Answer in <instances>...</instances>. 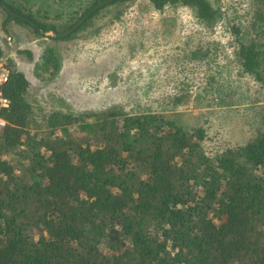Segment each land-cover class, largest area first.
<instances>
[{
	"label": "trees",
	"instance_id": "1",
	"mask_svg": "<svg viewBox=\"0 0 264 264\" xmlns=\"http://www.w3.org/2000/svg\"><path fill=\"white\" fill-rule=\"evenodd\" d=\"M105 1L89 0L62 29L13 3L0 0V8L4 27L13 22L36 37L65 33L87 17L67 37H48L64 41L85 30ZM144 1L157 13L187 8L199 35L220 19L209 0ZM242 18L247 25L231 27V47L189 46L190 35L181 53L145 64L150 80L138 89L158 99L138 98L127 109L44 112L0 47L10 72L2 87L9 104L0 112V264H264V102L253 113L252 137L220 153L205 147L206 129L188 128L179 112L190 101L228 111L264 91V0H248ZM163 33L167 40L176 31L170 24ZM125 49L137 50L132 42ZM192 62L214 72L199 79L204 86L192 91L188 76L169 84V68L182 74ZM50 68L58 71V59L45 49L35 69Z\"/></svg>",
	"mask_w": 264,
	"mask_h": 264
},
{
	"label": "rangeland",
	"instance_id": "2",
	"mask_svg": "<svg viewBox=\"0 0 264 264\" xmlns=\"http://www.w3.org/2000/svg\"><path fill=\"white\" fill-rule=\"evenodd\" d=\"M4 1L15 4L26 13L45 17L48 23L62 29L76 21L74 19L78 18L89 0ZM209 1L220 13V19L211 33L199 35L190 10L181 5L167 6L161 13H157L148 7L145 8L146 1L140 0L130 5L107 4L85 30L64 41L48 38L54 37L51 32L46 33L45 37H36L29 28L13 22H8L4 27L7 16L0 8V47L6 55L5 61H13L15 67L24 74L32 101L35 100L34 104L44 112L60 107L64 111L78 114L104 111L121 104L127 109L138 98L143 99L142 104L158 99L157 93L143 98L138 89V86L148 85L150 80L145 64L150 65L162 56L181 53L178 48L182 47L184 38L192 35L189 46L196 43L204 46L209 40L218 43L220 48L231 47L234 42L231 27L247 25L242 17L248 0ZM170 24L174 26L176 34L165 40L166 37L163 36L167 35H164L163 31ZM130 42L136 45L137 50L127 52L125 48ZM45 49H54L59 68L57 72L50 68L46 74L41 75L35 66ZM215 51L216 49L209 54L212 56ZM194 63L195 66L193 62L185 65L182 74H177L180 68L176 70L177 73L174 68H169L166 71L170 76L169 84L172 85L170 79L182 81L188 76L193 79L188 82L193 84L192 91L196 90V86H204L203 81L199 79L207 72L206 68L197 62ZM211 69L214 70L212 67ZM134 72L139 77L135 75L129 78ZM160 73H163V70ZM207 73L214 74L212 71ZM155 84L156 88L161 85L154 81L152 85ZM170 87L165 88L172 91L173 88ZM263 93L264 91L249 92L244 104L235 105L236 109L228 108V111L216 109L215 105L209 109L202 108L198 103L190 101L179 108V112L182 113L188 128L196 125L205 128L206 137L209 139L206 138L205 147L216 148L220 153L227 144L231 147L241 145L252 137L251 126L255 125L257 120L253 113L264 102L262 99L255 102L256 98L253 96L261 98L260 94ZM210 109L213 112L208 114ZM204 120L207 121L205 126L202 125Z\"/></svg>",
	"mask_w": 264,
	"mask_h": 264
},
{
	"label": "built area",
	"instance_id": "3",
	"mask_svg": "<svg viewBox=\"0 0 264 264\" xmlns=\"http://www.w3.org/2000/svg\"><path fill=\"white\" fill-rule=\"evenodd\" d=\"M9 69L4 62H0V112L8 107L9 101L3 94V86L9 80ZM5 124L4 120L0 117V127Z\"/></svg>",
	"mask_w": 264,
	"mask_h": 264
},
{
	"label": "water",
	"instance_id": "4",
	"mask_svg": "<svg viewBox=\"0 0 264 264\" xmlns=\"http://www.w3.org/2000/svg\"><path fill=\"white\" fill-rule=\"evenodd\" d=\"M111 1H114V0L105 1V2L101 3L100 5H98L95 9H99L100 7H103L104 5L109 4ZM3 6L6 7L5 5H3ZM86 18L87 17H84L83 19H81L78 23H76L70 30L66 31L65 33H62V34H56L55 32H51V33L53 34L54 37H57V38L67 37L68 35L73 33L83 23V21Z\"/></svg>",
	"mask_w": 264,
	"mask_h": 264
}]
</instances>
